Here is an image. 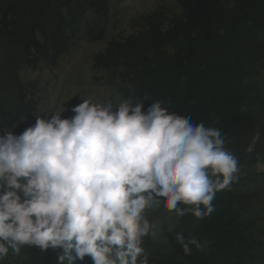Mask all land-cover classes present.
I'll list each match as a JSON object with an SVG mask.
<instances>
[{"label": "trees", "instance_id": "16d2710c", "mask_svg": "<svg viewBox=\"0 0 264 264\" xmlns=\"http://www.w3.org/2000/svg\"><path fill=\"white\" fill-rule=\"evenodd\" d=\"M111 1L0 0V135L27 128L39 115L41 88L24 82L22 71L57 66L92 33L90 17L108 15ZM178 3L180 19L166 23L158 11L141 17L137 32L112 39L94 55L93 69L108 73L123 100L149 97L145 112L159 100L170 114L192 115L220 129L240 169L264 162V0ZM257 131L260 139L249 154L245 149ZM237 181L216 193L215 211L203 219L177 217L171 210L179 225L170 245L144 238L148 264H255L262 241L246 214L263 199L241 190ZM177 232L196 238L202 248L191 246L186 255ZM10 255L0 264H56L51 249L41 253L26 246L18 258ZM75 264L94 261L86 256Z\"/></svg>", "mask_w": 264, "mask_h": 264}, {"label": "clouds", "instance_id": "9594fccd", "mask_svg": "<svg viewBox=\"0 0 264 264\" xmlns=\"http://www.w3.org/2000/svg\"><path fill=\"white\" fill-rule=\"evenodd\" d=\"M143 101L83 99L70 119L38 115L20 135H0V261L27 246L51 249L56 264L86 256L94 264H148L144 238H155L158 225L147 210L163 205L197 220L215 211L216 193L240 172L221 130L170 114L159 100L145 112ZM175 239L186 255L202 248L183 232Z\"/></svg>", "mask_w": 264, "mask_h": 264}, {"label": "rangeland", "instance_id": "374dc122", "mask_svg": "<svg viewBox=\"0 0 264 264\" xmlns=\"http://www.w3.org/2000/svg\"><path fill=\"white\" fill-rule=\"evenodd\" d=\"M154 11L161 13L166 23H172L182 17L178 0H112L108 15L90 17L92 33L87 35L85 40L76 42L70 51L60 58L57 66H42L36 70L24 69L21 73L23 81L42 89L39 92V116L50 117L55 113L61 114L62 119H70L75 115L72 108L81 104L83 99H91L98 104L108 100L113 104L123 101L108 73L93 69L94 55L103 51L112 39L120 40L137 32L139 19ZM262 79L264 80V71ZM262 105L260 110L264 116ZM116 110L113 108V111ZM36 120L37 117L28 127L33 126ZM27 128L19 132L15 130L13 134L18 136ZM259 166H264V162L240 169L237 182L241 190L256 192L263 199V203L249 209L246 216L254 220L257 236L262 241L263 249L254 263L264 264V172L257 171ZM145 215L150 222L154 221L158 225L154 241L158 245H170V237L179 225L174 213L162 205L147 210ZM10 258L18 257L10 255Z\"/></svg>", "mask_w": 264, "mask_h": 264}]
</instances>
